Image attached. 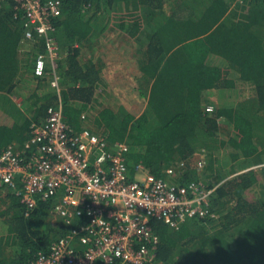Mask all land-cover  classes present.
Segmentation results:
<instances>
[{
	"label": "trees",
	"instance_id": "trees-1",
	"mask_svg": "<svg viewBox=\"0 0 264 264\" xmlns=\"http://www.w3.org/2000/svg\"><path fill=\"white\" fill-rule=\"evenodd\" d=\"M2 1L0 98L6 101H0V155L9 145L23 147L33 124L59 102L74 131L88 129L111 144H129L131 179L139 166L167 179L168 167L190 162L204 149L205 172L221 173L217 179L211 174L213 181L203 176L216 187L210 210L219 217L190 218L178 229L152 219L157 239L150 264H264V182L253 168L264 164V130H253L250 118L251 109L259 119L264 112V0L235 5L234 0H207L201 8L170 0H62V13L54 20V34L64 53L57 61L59 93L49 73L34 74L44 41H25L24 22L14 16L13 1ZM102 9L119 15L120 29L135 38L140 49L144 46L145 53L138 56V93L147 103L139 115L123 105L93 112L95 103L102 105L97 92L105 82L102 66L83 56L104 30ZM24 82L33 85L24 96L27 101L17 104L7 98L11 93L21 96L16 90ZM245 83L253 87V95L206 112L211 89L226 94ZM222 123L231 126L225 137ZM259 168L264 173V167ZM199 178L189 167L170 180L187 184ZM258 185L256 198L249 199L247 191ZM21 197L13 191L0 197V264L34 262L82 221L67 224L62 216L53 215L54 199H39L30 212Z\"/></svg>",
	"mask_w": 264,
	"mask_h": 264
},
{
	"label": "built area",
	"instance_id": "built-area-1",
	"mask_svg": "<svg viewBox=\"0 0 264 264\" xmlns=\"http://www.w3.org/2000/svg\"><path fill=\"white\" fill-rule=\"evenodd\" d=\"M12 1L14 16L24 22V40L41 38L45 44V51L35 59L34 74L49 73L59 93L57 61L64 53L54 34V20L62 13L63 1ZM244 1L234 0L233 5ZM214 109L212 103L205 105L206 112ZM128 153L125 141L111 144L88 129L74 131L65 120L61 102L50 106L46 118L33 124L23 147L9 145L3 150L0 186L21 194L30 212L39 199H54L53 215L62 216L67 224L82 218L71 233L52 243L49 254L41 253L30 264H150L157 239L152 219L178 229L190 218L219 217L210 210L216 187L204 179L205 150L194 164L185 160L168 167L167 179L143 166L131 179ZM189 167L200 174L198 180L187 184L170 180Z\"/></svg>",
	"mask_w": 264,
	"mask_h": 264
},
{
	"label": "rangeland",
	"instance_id": "rangeland-1",
	"mask_svg": "<svg viewBox=\"0 0 264 264\" xmlns=\"http://www.w3.org/2000/svg\"><path fill=\"white\" fill-rule=\"evenodd\" d=\"M172 3L184 2L187 3L188 6L192 8H201L202 4L207 2V0H170ZM203 2V3H202ZM196 4L198 6H196ZM170 8V5L168 4ZM103 18L101 21V25L105 24L104 30L101 32V36L95 41V44L92 48L84 49V58H92L94 63H99L102 66L101 73L104 78L103 83L105 85L102 86V89L97 92L99 97V102H102V105L99 103H95L96 110L101 109L103 106H110L117 110L121 105H123L126 109L132 112L135 115H139L143 112L146 107L147 100L142 97L138 93L139 88V80L141 77L138 63L139 53H145L144 46L140 49V43L132 38L127 32L120 29L119 24L122 21L116 13H111L109 11H105L102 9ZM121 15V14H120ZM33 84V81H32ZM33 85H28L27 82L22 83L18 86L17 90L21 93V97L19 101L12 97H7L13 100L18 104V102L27 101L24 99V96H27L29 90L32 89ZM251 85L245 83L243 85L238 84L235 90H230L228 93H220L217 89H211L207 96L209 98V102L216 106H221L223 102L229 103H237L238 101L253 95ZM1 102H5L6 98H0ZM251 120L253 130H257L260 127L264 130V112L261 116V119L257 117L255 110H250ZM221 134L223 137L228 135V132L231 131V126L228 123L221 124ZM264 133V132H263ZM220 139V138H219ZM213 148L214 146H210ZM206 148L207 150H211V148ZM204 149H199L197 153L191 159L192 164L196 163L199 160L200 154ZM224 153H226L224 151ZM223 153V156H224ZM227 154V153H226ZM226 156V155H225ZM225 158V157H224ZM227 161L230 160L229 157L226 156ZM209 163V162H208ZM264 167V166H262ZM256 171H258V178L261 183L264 182V173H261L259 167H253ZM252 169V168H250ZM211 174H214L215 179L221 175L219 171L215 169H211L208 173H206V180L213 181ZM260 186H256L247 191V197L249 199H255L256 194L258 193ZM7 191H11L6 187H0V195L4 196ZM1 205V204H0ZM189 221V220H188ZM187 221V222H188ZM186 222V223H187ZM218 263V262H217Z\"/></svg>",
	"mask_w": 264,
	"mask_h": 264
},
{
	"label": "crops",
	"instance_id": "crops-1",
	"mask_svg": "<svg viewBox=\"0 0 264 264\" xmlns=\"http://www.w3.org/2000/svg\"><path fill=\"white\" fill-rule=\"evenodd\" d=\"M232 7H233V6L231 5V8H232ZM10 96H11L12 98L16 99L17 101H19V99H20V97H21V96H16V95H14L13 93H11ZM21 98H22V97H21ZM0 197H3V196L0 195Z\"/></svg>",
	"mask_w": 264,
	"mask_h": 264
},
{
	"label": "clouds",
	"instance_id": "clouds-1",
	"mask_svg": "<svg viewBox=\"0 0 264 264\" xmlns=\"http://www.w3.org/2000/svg\"><path fill=\"white\" fill-rule=\"evenodd\" d=\"M98 134V133H97ZM13 146H15V145H13ZM18 148V147H17ZM193 158V157H192ZM0 187H4V186H0Z\"/></svg>",
	"mask_w": 264,
	"mask_h": 264
}]
</instances>
